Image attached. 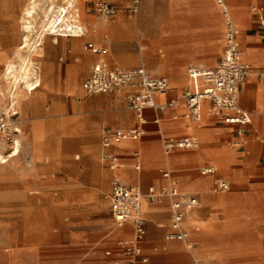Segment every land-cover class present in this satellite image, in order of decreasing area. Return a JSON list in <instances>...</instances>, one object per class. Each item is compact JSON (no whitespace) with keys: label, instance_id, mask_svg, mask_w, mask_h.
Instances as JSON below:
<instances>
[{"label":"crops","instance_id":"crops-1","mask_svg":"<svg viewBox=\"0 0 264 264\" xmlns=\"http://www.w3.org/2000/svg\"><path fill=\"white\" fill-rule=\"evenodd\" d=\"M173 2H177V4L173 3L174 7L187 5L183 10L187 12L191 11V2L195 5L206 2L205 14L211 21L212 27H184L180 25V9L178 11L173 9L172 27L157 28L155 35L145 38L150 46L161 44L166 51L175 54L171 58L168 55L155 57L151 55L147 46L140 47L141 56L148 64L154 65V70L143 64L135 67L142 66L149 73L166 78L169 83V90L156 97L158 103L178 99L182 91L189 86L187 68L184 74L182 67L184 63H194L195 65L189 66L198 69H212L223 54V18L215 0H173ZM225 4L240 42L241 62L251 69V74L238 87V104L250 117V124L246 128L240 146H232V142L236 140L233 127L208 116H204L201 122L186 121L182 119L185 108L180 105L165 110L159 127L153 124V113L149 110L145 111L146 134L135 141H123L110 147L109 152L117 159V167L114 170H109L101 162L100 156V165L96 171L82 169L71 174V171L61 170L58 175L60 192L85 191L76 199L81 205L79 209L83 217L82 229L75 235L76 240L90 236L93 243L105 241L110 247L102 256L96 252L82 250L79 264H113L124 260L118 242L131 240L133 229L128 223L121 228L112 226L107 195L113 178L138 188L141 193H145L149 188L160 191L168 187L172 180L180 192L195 197L198 202L195 209L186 212L183 220L188 241L194 245L192 252L181 242L165 240V235L171 231L170 200L164 198L160 202L151 204L142 201L145 235L140 248L142 257L147 260L143 264H264V27L261 25V21L264 20V0H225ZM131 8L132 6L129 8L130 13L136 14ZM113 28L110 32L114 31ZM48 36L32 47L31 57L44 58V54L35 55L36 50H42V46L46 43L57 44L58 40L63 38ZM88 43L98 46L102 44V40ZM85 45L84 50L96 57L94 63L103 60L109 66L121 67L109 60L108 49L102 56H98L85 49ZM158 54H161L160 50ZM2 57L3 55L0 56V62L3 61ZM134 61L130 57L117 58V63L122 66H128ZM87 62L88 58L84 55L76 66L68 69L69 86L77 85V72L83 73ZM42 67L43 74L51 77L53 64L50 62V56L45 57ZM37 69L39 71L35 69V77L41 72L39 67ZM84 80L80 84V94L88 96L82 91ZM2 88L3 85H0V89ZM18 91L16 109L21 120ZM19 92L25 96H30L32 93L27 94L23 90ZM117 95L126 104L125 94L119 92ZM77 99L80 100L81 96ZM95 102V98L87 99L83 103H71L70 108L83 110L92 107ZM23 107L33 111L38 109L36 103L32 101L23 102ZM130 112L133 118L123 113L119 115V119L109 122L112 125L110 127H104L106 120L103 117L99 118L93 134L97 145L99 143V155L100 140L105 129H128L136 124L135 115ZM173 116L176 119H172ZM79 127L82 128V124ZM20 130L19 145L25 141L29 143L28 163H26L29 166L31 154L34 152L33 145L41 136V128L38 125L32 126L29 137L23 141L21 124ZM163 136L177 139L189 137L198 142V147L174 149L165 155L160 144ZM18 157L9 162L17 160ZM85 160L95 161V156H87ZM215 164L223 170L232 169L231 175L228 176L227 173L226 178L218 176ZM2 165L5 164H0ZM205 166H212L215 170L214 174L201 175L198 170ZM164 169L170 170H168L170 180L160 175ZM72 177L75 178L74 181L70 179ZM216 180L226 182L228 189L222 192L214 190ZM230 182L237 186L236 190L229 191ZM49 186L50 190H54L52 183H49ZM106 191L108 193L104 194ZM105 203L108 204L112 230L105 228L100 217L101 213L106 211ZM106 251L110 252L109 256L104 254Z\"/></svg>","mask_w":264,"mask_h":264},{"label":"rangeland","instance_id":"rangeland-1","mask_svg":"<svg viewBox=\"0 0 264 264\" xmlns=\"http://www.w3.org/2000/svg\"><path fill=\"white\" fill-rule=\"evenodd\" d=\"M48 1H41L37 16L31 20L32 34L28 48L17 50L24 35L21 30L22 10L27 0H0V56L3 55V61L10 59L17 68H21V72L28 64L24 62V65L19 61L20 58H23V55L25 57L32 47L38 44L40 34L45 29L43 13L50 7L51 1ZM60 1L52 0V3L57 4ZM103 1L116 8L113 21L104 23L93 14L84 13L82 0L76 1L75 7L78 8L79 16L76 19L80 20L85 35L81 38H60L57 44L46 43L42 50L38 49L35 53L44 54V58L30 57L33 65L37 64L41 70L40 86L30 96L18 92L21 140L29 137L34 125L40 126L41 136L33 145L34 152L31 154L29 166L26 165L23 152L17 160L0 166V264H79L82 250L96 252L102 256L103 252L110 248L105 241L93 243L90 236L76 240L75 235L81 231L83 219L79 209L81 205L76 199L85 191L60 192L59 189L58 175L61 170L75 174L77 170L82 169L96 171L100 165L99 143L97 145L96 137L93 136L100 117L106 120L104 127L112 126L109 122L119 119V115L123 113L133 118V114L127 109L122 98L118 97L117 92L88 96L80 94V84L96 61V57L84 50V45L88 42L103 41L106 36L107 43L104 46L106 52L108 49L109 60L124 68L143 64L153 71L154 65L148 64L141 56L140 47L147 46L155 57H174L175 54L166 51L163 45L150 46L145 41L146 37L156 34L157 28L172 27L173 9H180V25L184 27H212L205 14L206 2H200L199 5L191 2V11L187 12L183 11L187 5L174 7L173 3L177 2L173 0H139L138 11L132 14L129 10L132 0ZM112 28L114 31L110 32ZM158 50L161 54H158ZM84 55L88 58L85 70L83 73L77 72V85L69 86L68 69L76 66ZM47 56H50V62L53 64L51 77L43 74L42 63ZM119 57H133L135 61L128 66H122L117 63ZM3 61L0 62V83L4 82L1 78ZM191 64L195 65L189 62L182 65L184 74L187 66ZM78 96H81L80 100L77 99ZM92 98H95L96 102L90 108H70L71 103H83ZM21 100L35 102L39 110L24 108ZM80 124L82 128L79 127ZM160 144L162 149V140ZM87 156H95V161L85 160ZM215 166L220 177L226 178L227 173L228 176L232 173V169L223 170L216 164ZM70 179L75 180L74 177ZM49 183H52L54 190H50ZM236 189L237 186L230 182L229 191ZM107 193L108 191L104 194ZM105 210L100 217L105 228L112 230L107 203Z\"/></svg>","mask_w":264,"mask_h":264},{"label":"built area","instance_id":"built-area-1","mask_svg":"<svg viewBox=\"0 0 264 264\" xmlns=\"http://www.w3.org/2000/svg\"><path fill=\"white\" fill-rule=\"evenodd\" d=\"M73 2L72 13L77 18L78 8L75 7L77 0ZM83 11L93 14L102 22H110L116 15L114 5L103 0H82ZM220 8L223 18V54L219 62L212 69H198L187 67L186 73L190 84L185 88L178 99L169 100L166 103L156 102V97L165 94L169 90L166 78L149 73L144 67L121 68L109 66L103 60L94 63L89 75L82 84V91L86 95H96L114 92H123L127 108L135 115L136 124L128 129H105L101 136L100 160L109 169L117 167L116 157L109 152L112 145L123 141H135L146 134L145 111H151L154 115L153 124L157 127L161 124V116L166 109L183 105L185 112L182 119L189 122H201L204 116L215 118L224 125L234 128L236 140L233 147H239L244 137L246 128L250 124L249 114L240 108L238 104V87L251 74V69L241 62L240 42L235 26L225 0H215ZM139 0H133L131 11L137 13ZM264 27V20L261 21ZM78 35L84 31L77 28ZM103 37L101 45L87 43L85 49L94 55L102 56L105 53ZM34 67L39 71L38 65ZM264 71V70H263ZM39 86V75L29 79L28 83H20L17 86L8 84L6 81L0 89V154L10 158L19 149L20 119L16 109V93L23 90L30 94ZM172 119H176L175 116ZM198 142L195 139L185 138H162V150L165 155L174 149H195ZM212 166H205L199 170L201 175L214 174ZM164 179L170 180V173H161ZM228 189V184L222 180H216L215 189L222 192ZM170 200V228L165 235V240L181 242L187 250L194 247L188 241V233L184 229L183 220L186 212L195 209L198 202L195 197L180 192L175 184L170 181L169 186L155 191L149 188L141 193L138 188L113 178L110 182L107 199L109 211L114 228H121L130 224L133 229L132 239L118 243L120 253L124 257L123 262L113 264H139L147 260L141 255L140 243L145 235V221L141 211L142 201L157 203L162 199ZM110 255L109 251L104 253Z\"/></svg>","mask_w":264,"mask_h":264},{"label":"bare ground","instance_id":"bare-ground-1","mask_svg":"<svg viewBox=\"0 0 264 264\" xmlns=\"http://www.w3.org/2000/svg\"><path fill=\"white\" fill-rule=\"evenodd\" d=\"M41 1L42 0H27V3L22 10L23 24H22L21 30L23 31L24 35H23L22 41L20 42V44L17 47V50H23L25 48H28V46H29L30 36L32 34L31 33L32 32L31 20H34L33 19L34 16H37V10L39 9ZM50 1H51V4H50L49 9L48 10L46 9L43 13L45 15V18H44L45 22H44V26H43L45 29L42 32L40 31L41 34H40V38H39L38 42H40L46 35L59 36V37H63V38L64 37L81 38L82 36H84L85 35L84 31L82 32L81 35H78L77 28H83V27L81 26L80 20L76 19V17H73V15H72L73 2L71 0H61L59 3L54 4V3H52V0H50ZM77 1L79 2L80 0H77ZM38 17H39V14H38ZM78 17L79 16H77V18ZM32 22H34V21H32ZM19 23H20V21H19ZM29 49H30V47H29ZM21 52H23V51H21ZM31 52H32V50L30 52H28V54L25 55V57L23 55V58H20V60H19L22 63L27 62V64H28L25 66V69H23L22 72L20 71L21 68H17V65L14 64L10 59H5L3 61L4 68L2 70L1 78L3 79L4 82L6 81V83H8V84L11 83L14 86H17L20 83H25V84L28 83L29 79H31L34 76V74H36L35 69H34V65L30 61ZM12 53L14 54V52H12ZM24 65H25V63H24ZM4 82L0 83V85L4 84ZM19 91H21V90H19ZM17 104H18V102H17ZM29 104H31V103H29ZM21 152L24 153L25 161H26V163H28L29 143L25 141L19 145V149L17 150V153L12 155L10 158H5V156H2L0 154V164H7L9 162V160L19 156ZM141 211H142V208H141Z\"/></svg>","mask_w":264,"mask_h":264}]
</instances>
